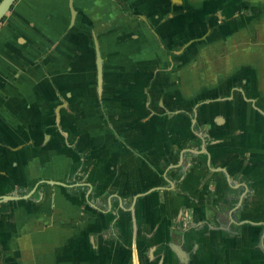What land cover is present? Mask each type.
<instances>
[{
    "label": "crops",
    "instance_id": "obj_1",
    "mask_svg": "<svg viewBox=\"0 0 264 264\" xmlns=\"http://www.w3.org/2000/svg\"><path fill=\"white\" fill-rule=\"evenodd\" d=\"M0 264H264V0H15Z\"/></svg>",
    "mask_w": 264,
    "mask_h": 264
},
{
    "label": "water",
    "instance_id": "obj_2",
    "mask_svg": "<svg viewBox=\"0 0 264 264\" xmlns=\"http://www.w3.org/2000/svg\"><path fill=\"white\" fill-rule=\"evenodd\" d=\"M15 0H0V21L4 17V15L9 11L11 5ZM101 55L98 50H96V69H97V84L98 87H101L102 81V71H101Z\"/></svg>",
    "mask_w": 264,
    "mask_h": 264
}]
</instances>
